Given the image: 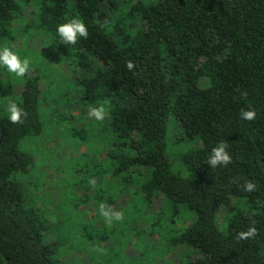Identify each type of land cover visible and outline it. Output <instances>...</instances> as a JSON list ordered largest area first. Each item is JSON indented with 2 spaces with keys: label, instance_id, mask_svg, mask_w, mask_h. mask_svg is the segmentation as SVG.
Returning a JSON list of instances; mask_svg holds the SVG:
<instances>
[{
  "label": "trees",
  "instance_id": "1",
  "mask_svg": "<svg viewBox=\"0 0 264 264\" xmlns=\"http://www.w3.org/2000/svg\"><path fill=\"white\" fill-rule=\"evenodd\" d=\"M75 17L88 38L58 42L57 26ZM38 40L44 62L28 57L23 78L0 68V264H58L52 189L27 144L100 105L104 120L75 127L83 162L65 172L87 214L104 202L149 218L163 247L188 252L182 264H264V0H0V45ZM10 101L26 113L19 123L7 119ZM220 142L231 163L210 168ZM157 198L164 205L151 212Z\"/></svg>",
  "mask_w": 264,
  "mask_h": 264
},
{
  "label": "rangeland",
  "instance_id": "2",
  "mask_svg": "<svg viewBox=\"0 0 264 264\" xmlns=\"http://www.w3.org/2000/svg\"><path fill=\"white\" fill-rule=\"evenodd\" d=\"M13 46L19 54L27 50L29 53H25L27 57L35 58V60L38 57L40 62H44L42 41H35L25 47L21 41H18ZM61 69L65 75L71 74L68 67L62 65ZM41 89L47 91V84L42 83ZM90 109H74V112L71 113V123L67 121L60 125L46 126L44 140H39L37 143L30 141L27 144L29 150L38 154L37 156L33 155L36 158L35 175L41 180H47L52 189L47 193V199L54 203L56 213L48 215L52 222L49 243H54L53 246L56 245V250L59 251L57 253L58 264H182L187 259L188 252L183 248L169 250L167 247H163V240L158 237L159 227L148 226V221H151L149 218L144 220L146 223H140L142 221L140 218L129 217L118 212L123 215L122 219L107 223L99 211L95 217L87 214L86 205L79 201L80 197L77 196L76 199L67 188L70 180L65 172H68V167L83 162V159L80 158L81 139L75 134V127L85 128L97 121L89 115ZM59 117L55 116L56 124H59ZM96 127L98 128L99 125ZM173 131H176V127ZM63 132H66L68 140L60 136ZM78 143L80 147L75 146ZM77 149L78 151H76ZM174 150L177 149L174 148ZM52 152L55 153V159L45 158ZM58 167L61 170L59 175L55 171ZM64 167L66 168L63 169ZM59 190H61V194ZM57 199L58 201H56ZM128 199L129 196L125 195L120 203H125ZM69 201L71 202L70 208ZM39 202L46 204L41 199ZM67 205L68 208H66ZM122 205L120 208L123 210L126 204ZM163 205L162 198L155 199L151 212L158 211ZM225 215V212L219 215V224L223 225ZM153 221L154 219H152Z\"/></svg>",
  "mask_w": 264,
  "mask_h": 264
},
{
  "label": "clouds",
  "instance_id": "3",
  "mask_svg": "<svg viewBox=\"0 0 264 264\" xmlns=\"http://www.w3.org/2000/svg\"><path fill=\"white\" fill-rule=\"evenodd\" d=\"M56 31L59 36L58 42H62L67 46L75 45L78 40L87 39L89 36L88 26L80 17H75L66 23L59 24ZM132 67V63L129 62L128 68L132 69ZM0 68H3L15 78H23L30 69V59L28 57H22L16 50L9 46L0 45ZM6 114L7 119L13 124L21 122L22 118L26 116L23 108L16 101H10L7 104ZM89 115L96 120L102 121L106 117V108L104 105L93 107L89 110ZM240 119L243 121H253L256 119V113L253 110H242ZM229 163H231V158L227 150V144L220 142L212 149V153L207 160V165L210 168H217L227 166ZM89 183L95 186L96 180L90 179ZM255 187L253 183L246 182L244 189L247 192H252L255 190ZM99 212L107 223L122 219L121 213L114 212L104 202L99 204ZM254 234L255 229L249 228L247 232H241L239 235L241 239H247Z\"/></svg>",
  "mask_w": 264,
  "mask_h": 264
}]
</instances>
